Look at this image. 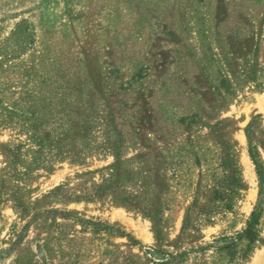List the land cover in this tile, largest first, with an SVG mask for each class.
I'll use <instances>...</instances> for the list:
<instances>
[{"label":"rangeland","instance_id":"374dc122","mask_svg":"<svg viewBox=\"0 0 264 264\" xmlns=\"http://www.w3.org/2000/svg\"><path fill=\"white\" fill-rule=\"evenodd\" d=\"M252 146L264 0H0V264H264Z\"/></svg>","mask_w":264,"mask_h":264},{"label":"trees","instance_id":"16d2710c","mask_svg":"<svg viewBox=\"0 0 264 264\" xmlns=\"http://www.w3.org/2000/svg\"><path fill=\"white\" fill-rule=\"evenodd\" d=\"M144 77V74L142 72H139L135 78H143ZM250 154L256 164V167H257V172H258V175L261 179V181H264V165L263 163L260 161L259 159V155H258V151L256 150L255 147H251L250 148ZM260 215H261V209L260 210H255L253 213H252V220L250 222V225H249V230H248V234L249 236H251L252 238H254L255 236V225L256 223L258 222L259 218H260Z\"/></svg>","mask_w":264,"mask_h":264}]
</instances>
